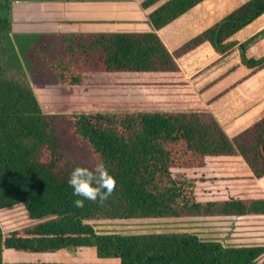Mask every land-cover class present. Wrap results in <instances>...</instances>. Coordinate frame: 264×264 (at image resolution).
I'll use <instances>...</instances> for the list:
<instances>
[{
    "label": "trees",
    "instance_id": "16d2710c",
    "mask_svg": "<svg viewBox=\"0 0 264 264\" xmlns=\"http://www.w3.org/2000/svg\"><path fill=\"white\" fill-rule=\"evenodd\" d=\"M56 1L133 0H0V60L10 66L0 63V211L21 207L32 222L9 232L0 225V264H32L7 263L6 252L71 250L117 264H264V246L224 247L187 233L98 234L90 224L264 217V109L230 139L177 64L204 44L228 55L238 45L233 36L264 14V0L247 1L174 52L157 31L205 0L167 1L148 14L150 33L15 34L12 41L15 2ZM160 1L144 0L141 9ZM263 35L238 47L249 71L243 80L264 69V57L248 56ZM39 42L32 63L24 50ZM63 116L89 161L67 156ZM97 153L116 189L76 208L69 175L92 167Z\"/></svg>",
    "mask_w": 264,
    "mask_h": 264
},
{
    "label": "crops",
    "instance_id": "0c3cea01",
    "mask_svg": "<svg viewBox=\"0 0 264 264\" xmlns=\"http://www.w3.org/2000/svg\"><path fill=\"white\" fill-rule=\"evenodd\" d=\"M143 1L30 3L15 7L11 28L16 34L150 33L148 14L169 0L160 1L150 10L141 9ZM247 1L205 0L157 31V35L168 51L174 52ZM51 17H62L60 22L68 20L71 24L42 21ZM262 32L264 14L233 36L232 41L238 45L228 55L221 56L209 44H204L177 60L182 73L202 100L209 103V112L225 128L230 139L258 121L264 109V69L243 80L249 71L242 67L238 49L239 45ZM248 56L255 60L264 57V35L250 46ZM259 185L264 191V178L259 180ZM247 246H264V243ZM7 254L12 253H4L5 262ZM13 259L8 256L7 263H17Z\"/></svg>",
    "mask_w": 264,
    "mask_h": 264
},
{
    "label": "rangeland",
    "instance_id": "374dc122",
    "mask_svg": "<svg viewBox=\"0 0 264 264\" xmlns=\"http://www.w3.org/2000/svg\"><path fill=\"white\" fill-rule=\"evenodd\" d=\"M62 17H51L42 20L46 23L69 24L62 21ZM13 23V22H12ZM14 24V23H13ZM71 24V23H70ZM60 27V25H59ZM61 31V30H60ZM16 33L11 28L10 37ZM40 43V44H39ZM34 47H25V53L30 62H34V55L42 48L43 42ZM16 50V49H15ZM4 67H10L4 63ZM14 69V68H13ZM20 79L22 73L16 69L12 71ZM30 82V80H29ZM31 84V82H30ZM33 90L34 86L31 84ZM37 95V93H36ZM70 124L67 116L60 119V135L67 141V156L72 160L89 161L90 153L84 143L69 137ZM32 222L28 219L21 207L0 211V225L5 232L18 230L29 226ZM98 234H172L187 233L197 236L201 241L219 242L224 247H241L254 243H264V218H181V219H146V220H120V221H98L90 223ZM250 239V241L248 240ZM17 263L32 264H117L114 260H99L90 250H71L63 253H16L7 254ZM256 264V263H255Z\"/></svg>",
    "mask_w": 264,
    "mask_h": 264
},
{
    "label": "clouds",
    "instance_id": "9594fccd",
    "mask_svg": "<svg viewBox=\"0 0 264 264\" xmlns=\"http://www.w3.org/2000/svg\"><path fill=\"white\" fill-rule=\"evenodd\" d=\"M93 160L92 167L76 166L69 175L68 187L74 197H79L73 201L76 208H83L85 200L104 202L116 189V179L109 174L98 153L93 155Z\"/></svg>",
    "mask_w": 264,
    "mask_h": 264
},
{
    "label": "water",
    "instance_id": "95a60500",
    "mask_svg": "<svg viewBox=\"0 0 264 264\" xmlns=\"http://www.w3.org/2000/svg\"><path fill=\"white\" fill-rule=\"evenodd\" d=\"M30 3H35V2H15L13 4V6H12V19H13V12H14L15 7H18V6H28V5H30Z\"/></svg>",
    "mask_w": 264,
    "mask_h": 264
},
{
    "label": "flooded vegetation",
    "instance_id": "af4514ba",
    "mask_svg": "<svg viewBox=\"0 0 264 264\" xmlns=\"http://www.w3.org/2000/svg\"><path fill=\"white\" fill-rule=\"evenodd\" d=\"M41 35H51V34H41Z\"/></svg>",
    "mask_w": 264,
    "mask_h": 264
}]
</instances>
